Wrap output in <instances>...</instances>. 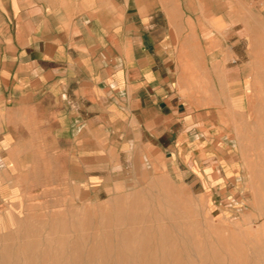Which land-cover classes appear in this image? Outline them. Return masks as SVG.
I'll list each match as a JSON object with an SVG mask.
<instances>
[{
	"label": "crops",
	"instance_id": "crops-1",
	"mask_svg": "<svg viewBox=\"0 0 264 264\" xmlns=\"http://www.w3.org/2000/svg\"><path fill=\"white\" fill-rule=\"evenodd\" d=\"M230 2L0 0V195L37 156L72 146L84 155L91 143L99 154L155 149L191 186L235 181L239 151L212 91H232L228 105L239 111L250 95L263 99L264 0ZM233 9L241 13L231 36ZM201 11L226 27L221 43L237 46L238 63L225 61L224 45L210 55L186 49ZM215 74L224 86H208Z\"/></svg>",
	"mask_w": 264,
	"mask_h": 264
},
{
	"label": "rangeland",
	"instance_id": "rangeland-1",
	"mask_svg": "<svg viewBox=\"0 0 264 264\" xmlns=\"http://www.w3.org/2000/svg\"><path fill=\"white\" fill-rule=\"evenodd\" d=\"M239 13L230 11L231 36ZM215 20L201 11L186 49L210 55L224 45L232 66L233 43H221L226 27ZM221 78L208 86H224ZM216 89L214 112L239 151L235 181L185 184L164 155L136 146L39 155L0 195V264H264V95L239 111L228 105L232 91Z\"/></svg>",
	"mask_w": 264,
	"mask_h": 264
},
{
	"label": "bare ground",
	"instance_id": "bare-ground-1",
	"mask_svg": "<svg viewBox=\"0 0 264 264\" xmlns=\"http://www.w3.org/2000/svg\"><path fill=\"white\" fill-rule=\"evenodd\" d=\"M235 62V61H234ZM235 71V70H234ZM237 71V70H236ZM229 74V73H228ZM227 74V75H228ZM191 91V90H190ZM193 97V96H192ZM226 106V105H225ZM220 107V106H219ZM263 178V177H262ZM254 184V183H253ZM254 206V205H253ZM193 217V216H192ZM189 219V218H188ZM196 220V219H195ZM211 230V229H210ZM213 230V229H212ZM231 232V231H230ZM236 236V235H235ZM232 238V237H231ZM233 240V239H232ZM264 240V239H263ZM245 241V240H244ZM248 242V241H247ZM246 245V244H245ZM250 245V244H249ZM264 246V245H263Z\"/></svg>",
	"mask_w": 264,
	"mask_h": 264
}]
</instances>
